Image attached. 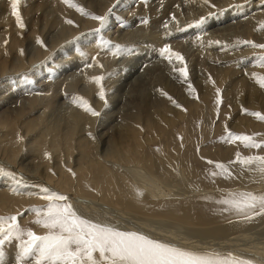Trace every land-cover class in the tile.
Listing matches in <instances>:
<instances>
[{
    "label": "bare ground",
    "instance_id": "1",
    "mask_svg": "<svg viewBox=\"0 0 264 264\" xmlns=\"http://www.w3.org/2000/svg\"><path fill=\"white\" fill-rule=\"evenodd\" d=\"M28 1L21 0L20 3ZM239 1L246 0H208V3L204 0H139L135 9L125 14L123 11L129 9L131 0H71L88 13L84 15L64 0H33L40 4L37 22L35 19L26 22L24 12L21 17L24 26L18 27L12 24L16 19L11 13L10 0H0V26L3 29L0 32V56L13 49L15 57L8 68L17 70L11 78L4 79L5 76L0 74L4 79L1 92L8 93L0 99V169L8 173L0 174V197L9 198L20 207L32 201L27 195L31 193L30 189L35 190L24 185L36 180L43 183V188L44 185L52 187V179L59 178L64 184L60 186L65 190L59 193L68 197L67 202L74 210L81 211L93 222L106 224V220H110L124 225L121 230L138 231L183 249L231 253L252 260L253 264H264V216L245 220L233 214L228 220L226 216L221 218L219 213L212 215L215 221L205 229L204 224L201 229L192 227L195 223H192L184 200L193 192L205 190L193 183L196 189L190 190L192 185L186 183L196 176V170L190 164L196 160L195 149L191 148L192 136L188 135L185 142L177 138V142H157L163 145L162 155L156 153L155 156L148 150L152 140H157L156 132L164 135L168 126H174L176 116L183 118L190 110L194 113L191 119L202 122L213 135L211 131L215 126L206 118L211 113L209 103L214 99L209 93L211 84L219 82L222 75L219 70H223L224 62L229 58L238 66L246 62L242 57L233 58L242 56L243 51L233 52L242 41L264 43L261 27L264 11L259 8L262 4H253L247 9L249 0L237 5ZM122 14L128 18L122 19ZM92 15L108 17L99 33L93 31L99 27V22L93 20ZM201 17L207 18L206 23L196 27L195 23ZM67 20L73 23H66ZM189 24L193 26L189 27ZM112 25L117 29L111 33V38L108 33ZM10 29L22 35L21 42L27 39L26 47L23 43V48L10 46ZM26 30L29 33L25 36ZM37 38L42 43L38 44ZM101 40H108L109 47L98 46ZM131 41L136 46L130 45ZM165 44L184 57V64L175 58L169 62L159 54ZM114 45L122 48L116 55H113ZM217 65H221L220 69ZM185 66L187 80L177 71ZM254 71L253 67L247 66L240 71L241 77L254 78ZM96 76L103 77L99 85L93 80ZM23 79L31 85L28 82L26 86L21 84L24 87L20 89L16 88ZM35 82L40 85L35 86ZM240 84L241 81L237 82ZM27 88L31 91L21 92ZM101 89L103 99L99 96ZM78 97L99 115L85 111L78 106V100L74 103ZM68 103L72 105L68 106ZM57 109L60 110L56 116ZM27 116L31 119H26ZM235 125L246 129L250 124L241 119ZM30 136L33 148L21 153V142ZM72 136L76 141L71 149L73 153L58 151L62 144L69 148ZM213 150L207 151L209 159L214 156ZM53 151L58 152L53 154ZM84 152H87L86 157ZM220 153L221 160L229 157V152ZM50 158L54 166L49 170L46 163ZM97 162L100 167L95 166L93 171L96 174L93 186L96 193L100 190L98 202L78 197L86 196L83 190L89 191L84 186L89 180L84 176ZM243 170L248 171L252 181L259 182L260 186L247 188V174ZM139 171L147 173L146 179L139 178ZM232 176L231 185L210 184L212 191L207 189V192L215 194L243 189L264 192V180L258 173L235 166ZM67 186H70V192ZM112 193L119 196V202ZM111 198L115 200L110 201ZM165 203L166 206H162ZM173 207H180L175 214H171ZM158 211L169 215L161 217ZM177 217L184 222L177 223L176 227L183 226L186 231H178L180 238L164 227L175 225L169 219ZM165 233H170L171 237ZM10 251L4 253L0 264H15L17 251Z\"/></svg>",
    "mask_w": 264,
    "mask_h": 264
},
{
    "label": "snow or ice",
    "instance_id": "2",
    "mask_svg": "<svg viewBox=\"0 0 264 264\" xmlns=\"http://www.w3.org/2000/svg\"><path fill=\"white\" fill-rule=\"evenodd\" d=\"M21 0H10L11 13L15 17L18 27H23L18 6ZM70 7L84 13L82 9L71 0H64ZM208 3V0H204ZM111 12V9H109ZM91 18L99 22V27L94 29L99 33L104 29L107 22V15H92ZM205 17H201L195 23L196 27L206 23ZM72 24L73 21L67 20ZM146 24L147 21L145 20ZM192 27V24L188 25ZM167 27V25H165ZM264 28V24L261 25ZM182 30V29H179ZM37 43H42L37 38ZM241 43L254 48L264 49V44H256L252 41H242ZM108 40H101L100 47H109ZM116 51L113 55L120 53V45L113 46ZM159 54L169 62L175 58L179 63L184 64V57L173 51L169 45L165 44L159 50ZM83 55V53H81ZM95 60V58H93ZM260 66L264 67V56L258 58ZM91 67L92 65H87ZM180 75L187 80L188 72L185 67L177 69ZM254 78L255 74H254ZM103 79L101 76L93 77L99 85ZM256 82L264 88V76L256 78ZM101 99L104 92H99ZM219 96V89H217ZM79 101L80 107L93 116L99 115L90 106H86L83 98H77L73 102ZM174 102V101H173ZM217 105L220 100L217 99ZM259 121H264V115L259 112L250 113ZM227 143L239 141L245 148L260 149L264 147V140H257L255 135L235 134L226 132L223 138ZM48 154L45 153L47 158ZM209 163H213L209 161ZM230 163H238L242 168L259 174L264 180V155L241 156L236 154V160ZM215 171L212 177L222 176L231 178V170L223 163L215 164ZM0 174L4 173L0 169ZM41 199L47 203L43 207H33L36 219L33 223L42 227L43 234H37L31 229H23L17 220V215L7 217L0 216V260L4 256V246L13 241L17 242V254L15 264H253L252 260L233 255L231 253L222 254L212 251H193L174 246L150 238L138 231H124L108 224L93 222L90 219L80 216L73 206L69 204L68 197L51 191L48 188H41ZM33 195V193H29ZM222 205L221 211L233 212L245 220H251L257 216H264V192L256 193L252 191H240L228 193L216 201Z\"/></svg>",
    "mask_w": 264,
    "mask_h": 264
},
{
    "label": "rangeland",
    "instance_id": "3",
    "mask_svg": "<svg viewBox=\"0 0 264 264\" xmlns=\"http://www.w3.org/2000/svg\"><path fill=\"white\" fill-rule=\"evenodd\" d=\"M137 1H139V0H131V3L129 4V9L127 11L125 10L123 12L126 14L130 10H134L135 7L137 6L136 5ZM247 2H248V0H246L244 2L239 1L237 5H240L242 3L244 4ZM253 4H255V5L262 4L259 6V8L262 9V11H264V5H263L264 0H249V4L247 6V9H249V7L251 8V6H253ZM19 5H20V8L18 10L20 12V15L22 17L24 15V12H25V18H23V19L26 22L32 21L34 19H35V22H37V16L40 13V11H39V5L40 4L34 3L33 0H29L28 2H26V3L22 2ZM125 14H122V19L128 18V17H126L127 15H125ZM241 14L242 13H240L239 15H241ZM128 15H130V14H128ZM235 17H237V16H235ZM115 22H114V25H115ZM12 24H13V26H16L17 22L15 21ZM27 25H29V24H27ZM0 28H1V26H0ZM29 28H31V27L29 26ZM116 29H117V26L112 25L111 31L109 32L110 34L108 33V35L111 36V38H112L111 33L113 31H115ZM2 30L3 29L1 28L0 32ZM263 31H264V28H263ZM28 33H29V31L26 30L24 35L26 36ZM261 37H263V36H261ZM23 39H24V37H23ZM21 41H22V35L20 33H18L17 31H15L14 29H10V46H11V44L12 45L14 44L15 48H23L21 45L23 43V45L26 47L27 39H26V41H23V42H21ZM131 42L132 43L130 45H134L133 44L134 41H131ZM262 44H264V43H262ZM134 46H136V44ZM239 51H243L242 56H235L233 58L242 57L246 60V62H244L243 65L238 66L236 63L235 64L232 63V62H235V60L229 58L226 62H224L226 65L222 67L223 70H219L222 74L218 79L219 82H213L209 88V93L214 97V99L211 101L212 103L211 102L209 103V108L211 110V113L209 115H207L206 118L208 119L209 123L212 126H215L214 128H212L213 130L211 131L213 133V135L211 133H209V128H204V124L202 122L197 121V120H196V122H194V119H191V117L193 116L194 113L190 112V111H192V110H190V111H186L184 113L185 117H183V118H181V117L179 118L176 116V121L174 122V126H168L164 135H159L156 132L157 140L155 142L152 140L151 146L148 148V150L151 153L153 152L152 153L153 155L154 154H155V156L157 154L162 155V151H163L162 146L163 145L161 146L157 142H160L161 144L162 143L164 144L166 141L177 142L178 140H181V142H185L184 141L185 138L186 139L189 138L188 135L192 136V139H194V143H192L191 148H192V150L195 149L196 160H192L190 164L196 170V176L192 179V182L186 181V183H190V184L193 183L194 185L199 186L200 190L205 189L206 191L205 190L199 191L198 193L193 192L192 193L193 195H190L191 197L188 196L186 198V200H184V202L187 201L185 207L189 208L190 215L192 216V223H195L192 227L196 228V229H201L203 224H204V226H203L204 229H205V226L207 227V225L213 224L215 221L213 216L216 214L220 213L219 215L221 216V218H223V216H226L228 218V220H231L233 217V214H234L233 212L232 213L227 212V214H226V212L221 211V208L223 206L218 204L216 201L228 193L240 192V190H230V191H225L224 193H215V194H214V192L213 193L207 192L208 190L211 192L212 191L211 185H215L217 182L221 183L223 185L224 184L231 185L232 181L234 179L233 176L231 178L222 177V176L212 177L210 175V173L212 171L216 170L215 164L216 163H223L231 170V172H233L235 166L236 167L240 166L238 163H230V161L236 160L237 152L241 156L264 155V147H262L260 149L245 148L239 141H237L235 143H227L223 139L226 136V132L231 131L235 134L255 135V138L258 141L264 140V138H263L264 137V131H263L264 130V121H259L256 119V117H254L253 115L250 114L252 112H259L262 115H264V88H261L259 86V84L256 82V78L264 76V67L260 66V64L258 63V58L260 56H264V49L254 48V47H251L250 45H246V44L242 43L233 52H239ZM14 53H15V51L12 49L11 51L4 53L2 57L0 56V61L2 63V64H0V74L2 73L3 76H5V77L2 76L4 79H6L8 77L11 78V76L13 77V74L15 75V73L17 72V70H15V69L9 70V68H8V65H10L13 61L12 57H15ZM128 57H129V55H128ZM120 62L121 61H119L117 63H120ZM220 66L221 65H217V69H220ZM247 66H251L255 69L254 74H255L256 78H244L243 79V77H241L240 71L245 69ZM34 68H36V65L34 66ZM20 71H22V69ZM6 72H8V73H6ZM9 72H10V74H9ZM20 73L21 72L17 73V74H19L18 76H20ZM3 78H0V86L4 84ZM36 80H38V79H35V81ZM20 81H22V80H19V82ZM239 81H241L242 84L237 85V82H239ZM28 82L29 81L27 79L26 80L23 79L22 83H18L17 84L18 86L17 85H15V86H16V88L20 89V87H24V86L28 85ZM21 84L24 86H22ZM37 84L40 85V82H38ZM37 84L35 82L34 85L36 86ZM29 85H31L30 82H29ZM217 89H219V96H217ZM1 91H3L2 88L0 89V94H2ZM24 91L29 92L31 90H30V88H27L26 90L21 89V92H24ZM7 94L8 93L2 94V97L0 95V99L6 97ZM201 96L202 95H200L199 97H201ZM217 99L220 100L219 105H217V103H216ZM67 105L71 106L72 103H70V104L68 103ZM63 107H66V104ZM200 109H201V107H200ZM59 110L58 109L56 110V113H55L56 116H57V112H59ZM25 118L31 119L28 116ZM241 119H245V121L250 124L246 127V129L241 127V126L235 125ZM180 123H181V127H180ZM232 125L234 127H232ZM174 127H176V128H174ZM224 127H225V129H224ZM238 127H239V129H238ZM231 128H232V130H231ZM236 129H238V130H236ZM245 130H246V132H245ZM174 131H178V132H174ZM182 132H184L183 135H181ZM169 133H171L170 136H169ZM176 133H179L180 137H178V135ZM60 134H63V132L61 131ZM165 136H168V137H165ZM31 137L32 136H30L25 142L24 141L21 142V144H20V152L21 153H25L26 150L33 148L32 141L30 139ZM166 138H168V140ZM169 138L170 139L172 138V139L170 140ZM164 139H165V141H164ZM71 140L68 142L69 148L66 149L65 145L62 144L58 147L60 149L58 151H64L65 152V150H66V152H67L69 150L68 153L71 152V154H72L73 151L71 149L74 148L73 145L76 143V141H74V136L71 137ZM197 142H198V144H197ZM71 143H73V144H71ZM196 146L198 149L196 148ZM214 146H215V148H214ZM220 148H221V150H220ZM234 149L236 151H234ZM209 150L214 151V156L211 159H209L207 157V151H209ZM54 152L55 151H53V154L57 153V152H55V153ZM216 152H217V154H216ZM220 152H224V153L229 152L228 153L229 157L225 160H221L219 158V155H218V154H221ZM84 153H85L84 156L86 157L87 152H84ZM198 153L200 154V156ZM209 161H212L213 163L210 164ZM46 165H47L49 170L51 168H53V166H54L53 159L50 158V161L48 163H46ZM95 166L97 168L100 167L99 162H97L96 165L91 166V168L88 169V171L85 173V176H84V177H86L85 179L89 180V182H87V184L84 185L85 187L87 186L89 188V191L83 190V192L86 194V196H78V197H82L84 199L89 198L88 200H95L98 202L100 200L101 194L99 193L100 190H98L97 193L94 191L95 188L93 185L95 184L94 177L96 176V174H94L93 171L96 170ZM118 169H119V167H118ZM138 170H140V169H138ZM245 171H244V173L247 174V177H245L244 173H243V175L246 179H248L247 183H246L247 184L246 187L247 188H251V187L254 188V187L260 186V185H258L259 182L252 181V178L249 176V172L248 171L245 172ZM36 173L38 174V172H36ZM142 174L143 173H141L139 171L137 175L141 179H146L147 173L145 174V172H144V174L143 175ZM40 176H42V174H40ZM75 177H76V175H75ZM57 179L58 180L52 179V182L54 184L53 185L50 183L52 185V187L44 185V188L46 186V188H48L51 191H55L58 194L61 193L60 192L61 190L65 191L60 186V184L64 185L63 183H61L62 179H59V178H57ZM73 179L71 181V184H72V187L75 188ZM81 181H83V180L81 179ZM34 182L35 183H33V184L24 185V187L35 189V190L30 189V191H31V193H33V195H27V196L31 197L30 199L32 201L28 202V203H24L23 205H20V207H17V205L13 201H11L9 198L0 197V216L7 217L10 215H17L18 224L23 229H31L34 232H36L37 234H43L45 230L42 227H40L39 225L33 223V221L36 219V217H35L34 212L31 211V209L33 207H43L47 202L40 198V196L42 194L39 193L40 192L39 190L41 188H43V186H42L43 183L41 181H36V180H34ZM181 184H185V183H181ZM68 185H69V183H68ZM55 188L58 190H56ZM67 188H69V192H70V186H67ZM36 189H38V190L36 191ZM192 189H196V188L192 185V188L190 190H192ZM242 191H249V190L243 189ZM205 192H206V194H205ZM202 193H204V195ZM112 194H114L117 197V201L119 202V196L115 193H112ZM62 195H65V194H62ZM70 196L72 197V195H70ZM193 196H195V197H193ZM217 196H219V197L217 198ZM113 199L114 198H111L110 201L115 200V199L114 200ZM165 201L166 200H164V202ZM164 202H162V203H164ZM163 205L166 206V203L162 204V206ZM167 205H169V204H167ZM179 208L174 209V207H173L172 208L173 213H171V214H175ZM164 209H166V207H164ZM76 212L80 216L87 218L86 216L81 214V211H76ZM157 214L161 215V217L169 215V214L164 213L163 211H158ZM103 215H105V214H103ZM234 215L237 216L236 214H234ZM28 216L30 218L26 220L25 218ZM210 216L212 217V219ZM170 217H172V216L170 215ZM171 220H172L173 224H175V225L170 224L172 226H168V225L167 226L161 225V226H164L165 229L171 231V233L174 232L176 235L178 234L177 236L180 238L181 236H180V233L178 231H180V232H183V231L186 232V231H185V228H183V226L176 227V224L181 223L183 220H181L180 217H177L176 219H169V221H171ZM94 222H96V221H94ZM98 222H100V221H98ZM221 222L225 223V221H223V219H221ZM106 224L111 225L113 227H116V225H117L115 223H111L110 220H108V221L106 220ZM148 224L154 226L151 223H148ZM216 224H218V222H216L215 225ZM117 226H118V229H120V230L124 228L123 227L124 225H120V223ZM156 227H158V225H155V228ZM172 227H174V228H172ZM186 227H189V226H186ZM175 228H177L178 230L177 229L175 230ZM165 235L168 237H171L170 233H165ZM3 250H4L5 254L11 253L12 251H10V250H13V252L18 251L17 242L13 241L10 244H6L4 246Z\"/></svg>",
    "mask_w": 264,
    "mask_h": 264
}]
</instances>
